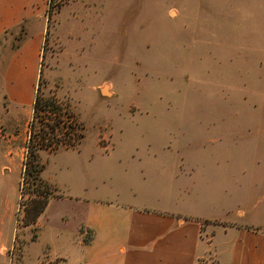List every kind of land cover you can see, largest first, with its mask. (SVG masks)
Listing matches in <instances>:
<instances>
[{
    "label": "rangeland",
    "instance_id": "rangeland-1",
    "mask_svg": "<svg viewBox=\"0 0 264 264\" xmlns=\"http://www.w3.org/2000/svg\"><path fill=\"white\" fill-rule=\"evenodd\" d=\"M39 8L0 38V264H68L77 253L67 248L92 237L63 224L79 203L162 208L157 194L190 181L196 199L180 206L212 218L200 223L204 242L222 226L264 228V0ZM29 37L36 116L2 87ZM203 255L198 264H216Z\"/></svg>",
    "mask_w": 264,
    "mask_h": 264
},
{
    "label": "crops",
    "instance_id": "crops-1",
    "mask_svg": "<svg viewBox=\"0 0 264 264\" xmlns=\"http://www.w3.org/2000/svg\"><path fill=\"white\" fill-rule=\"evenodd\" d=\"M42 2L0 0V38L20 23L38 18ZM37 47V39L29 37L7 59L2 87L11 105L32 107ZM187 172L189 175H185L190 178L193 169ZM184 173L181 167L172 172L175 178ZM193 184L190 181L174 188L170 196L157 194L156 203L164 205L162 208L132 204L135 200L119 204L110 200L82 201L77 213H70L68 221L62 223L69 226L73 235H78L82 227L92 237L83 246L67 248L68 252L70 249L77 253L68 264H198L209 251L216 264H264V228L222 226L212 243L200 238V223L212 218L195 208L180 206L195 201ZM132 197L136 198L133 194Z\"/></svg>",
    "mask_w": 264,
    "mask_h": 264
},
{
    "label": "trees",
    "instance_id": "trees-1",
    "mask_svg": "<svg viewBox=\"0 0 264 264\" xmlns=\"http://www.w3.org/2000/svg\"><path fill=\"white\" fill-rule=\"evenodd\" d=\"M51 4V2H49V5ZM53 105H52V103H51V101H49V100H46L45 101V104H44V111H46V109L47 108H49V107H52ZM40 109V106H39V101H38V99L36 98V96L34 97V102H33V113H34V116H36V112H37V110H39ZM90 241V240H89ZM88 241V242H89ZM88 242H86V244L88 243Z\"/></svg>",
    "mask_w": 264,
    "mask_h": 264
},
{
    "label": "bare ground",
    "instance_id": "bare-ground-1",
    "mask_svg": "<svg viewBox=\"0 0 264 264\" xmlns=\"http://www.w3.org/2000/svg\"><path fill=\"white\" fill-rule=\"evenodd\" d=\"M102 92H103L104 94H106V89L104 88V89L102 90Z\"/></svg>",
    "mask_w": 264,
    "mask_h": 264
}]
</instances>
